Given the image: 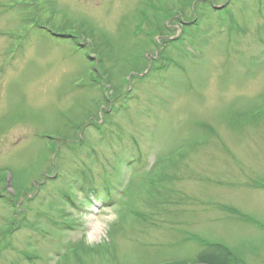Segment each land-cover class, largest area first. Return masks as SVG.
<instances>
[{"label":"rangeland","instance_id":"374dc122","mask_svg":"<svg viewBox=\"0 0 264 264\" xmlns=\"http://www.w3.org/2000/svg\"><path fill=\"white\" fill-rule=\"evenodd\" d=\"M207 261L264 264V0H0V264Z\"/></svg>","mask_w":264,"mask_h":264},{"label":"trees","instance_id":"16d2710c","mask_svg":"<svg viewBox=\"0 0 264 264\" xmlns=\"http://www.w3.org/2000/svg\"><path fill=\"white\" fill-rule=\"evenodd\" d=\"M117 172V171H116ZM213 246H219V245H213ZM214 250H216V251H214ZM213 251H211V254H213V255H216L215 256V258H218V260H220V259H222L223 258V256H225V254L223 253V251H221V250H219V248L217 249V248H215ZM229 249L227 248V257H229L230 256V253H229V251H228ZM210 252V251H209ZM223 253V254H222ZM204 254H202V255H200V256H203ZM229 259V258H228ZM206 264H220L219 262H214V263H212V261L211 262H209V261H207L206 262Z\"/></svg>","mask_w":264,"mask_h":264}]
</instances>
